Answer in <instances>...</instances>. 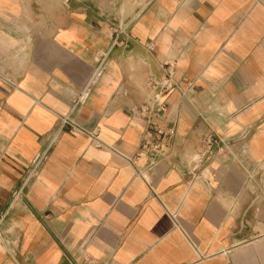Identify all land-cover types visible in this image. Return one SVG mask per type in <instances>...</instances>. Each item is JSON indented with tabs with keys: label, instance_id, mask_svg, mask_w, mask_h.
Listing matches in <instances>:
<instances>
[{
	"label": "crops",
	"instance_id": "obj_1",
	"mask_svg": "<svg viewBox=\"0 0 264 264\" xmlns=\"http://www.w3.org/2000/svg\"><path fill=\"white\" fill-rule=\"evenodd\" d=\"M0 214V264H264V0H0Z\"/></svg>",
	"mask_w": 264,
	"mask_h": 264
},
{
	"label": "built area",
	"instance_id": "obj_2",
	"mask_svg": "<svg viewBox=\"0 0 264 264\" xmlns=\"http://www.w3.org/2000/svg\"><path fill=\"white\" fill-rule=\"evenodd\" d=\"M147 1H150V0H146V2ZM111 29L114 35L113 41L117 43L116 42L117 35L120 33H123L125 28L117 25L116 27H112ZM101 62L99 66L101 65ZM164 67H165L166 73L162 78L156 79L152 76H149L145 80L144 87L147 91L146 100L140 107H138V109L134 111V114L144 117L146 121L150 124H154L152 120L153 117L155 118L160 117L163 111L165 110V104L163 102V95L167 93L169 90L177 87V83L173 79V68H174L173 63L168 61L165 63ZM79 95L80 94H77L76 97L72 100L73 108L76 105L80 104ZM60 120H61L62 125L68 124L72 132L80 133V134L87 136L90 139L91 143H93L95 146L97 147L103 146V144L98 138V132L96 128H93L90 130L84 129L83 127L71 121L68 116H63L61 117ZM149 148L151 147L146 141L141 145V149H143L144 151H148ZM152 149L153 151H158L159 147L156 144V145H153ZM149 188L151 189V192H153V189L150 185H149ZM1 218H2V215L0 214V221H1ZM1 239H2V230L0 227V240Z\"/></svg>",
	"mask_w": 264,
	"mask_h": 264
}]
</instances>
